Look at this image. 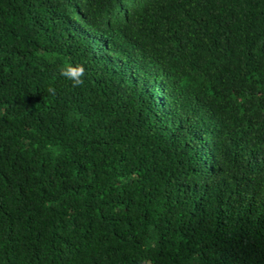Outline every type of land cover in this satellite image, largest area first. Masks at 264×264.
Instances as JSON below:
<instances>
[{
	"label": "trees",
	"instance_id": "trees-1",
	"mask_svg": "<svg viewBox=\"0 0 264 264\" xmlns=\"http://www.w3.org/2000/svg\"><path fill=\"white\" fill-rule=\"evenodd\" d=\"M0 264H264V0H0Z\"/></svg>",
	"mask_w": 264,
	"mask_h": 264
},
{
	"label": "clouds",
	"instance_id": "clouds-1",
	"mask_svg": "<svg viewBox=\"0 0 264 264\" xmlns=\"http://www.w3.org/2000/svg\"><path fill=\"white\" fill-rule=\"evenodd\" d=\"M59 70L62 76L72 82L74 88H79L85 83V68L83 65L67 63L62 65ZM48 92L55 94V89L49 87Z\"/></svg>",
	"mask_w": 264,
	"mask_h": 264
}]
</instances>
